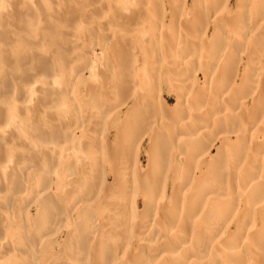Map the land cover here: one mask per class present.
Segmentation results:
<instances>
[{"label": "bare ground", "instance_id": "1", "mask_svg": "<svg viewBox=\"0 0 264 264\" xmlns=\"http://www.w3.org/2000/svg\"><path fill=\"white\" fill-rule=\"evenodd\" d=\"M21 1L27 3V8L20 11L17 7L18 9H16V11H19L11 14L15 17V19L19 18L18 21H25L24 23H21L24 24V26L22 25L20 28L21 32L25 33V30H27L32 33V24H34V20L42 17L45 21L44 25L46 26L47 35L59 37L63 42H66V44L68 38L67 32H61V30H58L57 24L63 21L62 19H65L66 26L74 29L78 23L79 13L74 12L72 8L75 7V10H77L76 7L78 4L81 6L85 3L82 2L81 4L77 0H61V4L69 11V14H67L69 16H65V9L62 11L64 12L63 15L58 10V13L56 14L50 10L52 9L51 3L54 0H0V6L5 2L11 6L15 5L16 7L15 3L18 4V2ZM91 1H98L100 2V5L101 3L103 4L101 7H107V13L110 14H108L110 23L112 21V23L116 24L117 27L119 26L117 28L116 25H113L118 29L117 31H119L116 33L115 30L113 33L118 34L117 37H115L117 38L118 43L121 42V47L116 41L117 45L114 41H109L111 42L110 44L114 43L112 44L114 53L111 52L113 54H111L112 61H110L113 63L112 65L114 68L117 69H115L117 73H113L116 76L109 75L110 73H107L106 76L109 75L110 79L111 77L115 78L112 80V84L114 83L115 86L118 87L116 90L120 91V93L123 91L121 93L122 95L123 93H126L124 92L125 89L127 91V88L129 89V87H131V85L128 86V80L130 78L136 79L134 76L135 68L132 69L130 67H134V64L132 62H127L130 51L135 52V50L136 52L139 50L141 57L143 59H147L148 62H152V64L157 63L159 55L163 56V59H166L169 62L170 59L172 60L171 65L167 64L170 66L166 71L168 75L165 74L164 76L156 75V72L153 73L155 70L154 67H152V65L149 66L150 63H147L149 68H153V70H150L149 68H147V70H150L152 78L156 75L154 77L156 79L153 78V82H156V84L158 82H161L162 84L170 83L172 82V76L175 79L181 77V74L184 72L196 71L195 69H197L198 73L203 72V85L198 86L197 88L196 85L198 84V81L196 85H194L195 81H193L194 84L192 88L190 87L191 90H181V93L179 94V90L177 91L175 86L174 88L177 92L175 93L176 96L178 95V98H176L177 103L174 105L175 108L173 107L174 111L171 109L166 110L164 107L165 110H163V114L160 115L164 119L159 121L157 120L159 115L157 112L158 109L156 108V113L154 114V108L151 106V101L149 103V100L147 102L138 99L139 97L133 98L136 93L134 92V89L132 90V87L130 89L132 92L127 91L130 92L129 96L127 95L128 93L126 94L129 98L132 95V98H130V100H132L129 104L127 105L124 103L127 105L126 108L124 107L125 105H119L120 107L118 108L112 107L114 108L113 111H110L108 108L110 106L107 105L108 103L110 105L109 101L113 97V94L109 95V92H106L108 89L105 91L103 89L101 95H95L96 87L93 88V86H91V92L87 89L86 92L89 91V94L87 93L85 95H89V98H84L85 100L82 104L90 107H92V105L97 106L94 112L95 115L92 113L93 118H91L96 127H89V129H87L90 134L88 139L90 138L92 143L95 141L94 144H92V148L96 147L99 149L98 146H100L101 150L91 148L90 150L92 151L88 156V158L91 157V160L89 158V162L85 165L84 162H78L80 159L78 161L74 160L78 162V167H76L77 170L72 172L66 179L70 182L69 188H67L66 192H63L61 189L58 191L59 193L57 192L56 194V191L54 192L50 190V188H53L52 186L54 182L50 188H47L48 186H45L44 183L47 184V182L50 181L49 175L47 179H45L46 177L41 175L43 174L42 170L40 171V169H38L39 165L37 166V169L32 166V175L29 174L30 177L28 176L29 178H25L28 180L31 179L30 182H32L33 179L40 178L42 176L45 180L42 181V185L49 190L45 189L47 192H44L45 190H42L41 188L40 190L43 191V196L40 194L41 198H38L36 202L34 201L36 204V213L33 216L32 222L34 223L33 227L35 231L38 232L45 229H53V233H48L50 230L47 232L50 236H47L48 238L45 239L47 242H50L48 244L50 246L54 240L53 236L57 233H61L60 229L62 228L59 227L61 225L59 224V216L61 215H59V213L72 211L76 217L74 216L75 219H73V221L69 224L68 230L66 227H63L67 231L64 239L61 238L63 239V242L60 246L58 245L57 251L52 252V249V251L48 254L45 251L46 249H43L41 251L42 257H39L37 254V260L32 257L37 262H33L31 259L28 261L26 258V263L23 264H264V0H234L236 4L235 9L231 7L233 0H193V6L195 9H189L190 12L187 11L188 15H185L184 12L178 11V8L180 10L182 9L181 5L183 4L178 3L177 1L175 2V0H170L173 4V8L175 9L174 10L172 8V10L175 12L173 13L170 10L173 15L171 14L172 17L170 16L171 19L168 20L169 22L162 20L165 19L164 16L166 15L164 13V1L161 3V0H89V2ZM179 2H183V0H180ZM86 4H88V2ZM174 4L175 6L177 4L181 5H179L180 7L177 5L176 9ZM89 5L90 3L87 7L92 8ZM94 7H97V5H94ZM94 7L92 11L97 10ZM21 8L24 9V7ZM77 8L79 9V7ZM126 8H130V10H126ZM184 9L185 8H183L182 11H184ZM61 10L63 9L61 8ZM83 10L81 11L82 13ZM85 10L88 11L89 9L87 10V8H85ZM85 14L87 15V12H84V14L81 15L85 16ZM90 17L92 16L90 15ZM3 18L4 17L0 14V20H3ZM92 18L94 19V17ZM95 18L97 19V17ZM166 18H168V16ZM96 19L94 20L97 21V23L95 22L97 25H94L98 28V23L100 24V22ZM30 21L32 24H29ZM147 23L151 25L148 28L152 27L155 30L154 33H152L155 34V36H152L151 34L150 36L152 37L149 36L150 39L147 40L148 37H146L147 41L143 39L144 44L142 45H138L136 39V43L134 44L137 47L135 49V45L132 44V40L134 39L133 37L137 36L138 32L143 30L142 25ZM156 24L160 26V31L157 33L159 35L158 40L156 34V29H158V27ZM103 25L101 24V27ZM35 28L33 31H36ZM63 28L65 27L63 26ZM211 28H213L212 33L209 32ZM248 29L251 31H248ZM70 31H68L69 36ZM246 31H248V33ZM6 32L7 31H5V33ZM71 32L73 33V31ZM2 33L3 35H6L3 30L0 31V35ZM246 33L249 34L248 38L246 37ZM85 34L83 37H85ZM34 35L35 33L32 37ZM74 35L76 34L74 33ZM81 35H83V33L80 34V36ZM71 36L73 35L71 34ZM78 36H76V38ZM80 36L79 39H81ZM39 37L41 36L39 35ZM32 39L33 38L30 40L33 41ZM245 40L246 47L243 45ZM125 41L126 47H123L124 44H122V42ZM138 41L140 40L138 39ZM70 42L71 40L68 43L70 44ZM76 42L78 41L76 40L74 42L75 45ZM13 43H15V41ZM179 43H183V50H181L185 53L183 56L180 54L178 56L175 55V53L173 54V49L177 50L180 47ZM65 46L63 49H65ZM71 46H73V44ZM118 46L121 49L123 47V49L120 50ZM242 46L245 49V52L243 53H246L247 55L246 61H243L244 54L241 52L243 49ZM52 51L53 50H49L48 52L51 53ZM105 51L107 50L105 49ZM108 51L111 50L108 49ZM108 51L107 57L109 58L110 54L108 56ZM48 52H45L44 55L39 53L43 58L40 59V61H38L40 63L37 64L44 67L47 66L48 68L52 65L51 63L53 62V59L50 58L48 54V56L46 55ZM12 53L14 54V52ZM59 53L61 52L59 51ZM54 54L53 52L51 53L52 56ZM142 58H140V61ZM242 61L245 62V64L243 63L244 65H242ZM63 62V66L66 64L68 66L69 63H67V60L66 62ZM107 62L108 61H106V63ZM163 62L165 61H162V63ZM37 64L36 66L38 68ZM198 64H200V66L202 64V67L198 68ZM186 65L188 66V70H186L187 68H184ZM57 66L56 68H58ZM159 66L161 69V62ZM189 68L191 69L189 70ZM261 68L263 70H261ZM40 69L38 70L41 71ZM46 70L48 72V69ZM82 70L85 72V69ZM140 70H142V68ZM241 70L242 76L239 77L237 74H239ZM80 72L81 70L78 72L79 75H82ZM99 72L100 71H98V73ZM170 72L173 74L172 76ZM55 73L58 72L56 71ZM175 74L178 76H175ZM141 76L138 77L140 78V80L138 79L139 81H141ZM195 76L196 72H194V77ZM161 77L163 78L162 81H160ZM67 79L68 77L66 80ZM149 79L151 78L149 77ZM149 79L147 78V80ZM5 80L6 79H4V81ZM147 80L145 82H147ZM6 81L2 82V86L6 84ZM103 81L105 80L103 79ZM107 81L110 80L106 79V82ZM66 82H68V80ZM74 82L77 83V80ZM133 82H135V80H133ZM149 83L148 85H150ZM123 84L126 85L124 86ZM177 84L179 85L180 83ZM68 85L69 84L67 83V86ZM122 85L124 86V89H120L123 87ZM109 86L112 88L113 85ZM86 88H88V86ZM183 89H185L184 86ZM144 90L146 91L147 89ZM206 91L210 94V98L208 99H206L205 96ZM137 92H140V90ZM120 93H118V97H122V95L120 96ZM141 93L145 94V92ZM154 93H156V90ZM172 93L173 92H171V94ZM126 95L124 94L123 97H126ZM60 96L63 98V95ZM154 97L155 96L153 95V97L150 98L156 100ZM129 98L126 97L125 100L129 101ZM68 100L69 99H67V101ZM91 100L93 101V104L91 103ZM103 106L108 108L107 110L109 111H106L109 116L112 114V116H115L116 118L112 121V123H109V116H106L107 120L104 118V121L107 124L109 123L107 133H105V129L102 133H100V136L97 137L94 135L96 134L95 129L97 132V129H101L100 127L104 125L103 123H105L102 120L103 117L100 116V112L106 113ZM164 106L166 105L164 104ZM74 107L76 108L77 106ZM90 107L88 111L90 110ZM155 107H157V105ZM40 108L41 107H39V109ZM71 111L74 116L75 113H73L72 109ZM71 111L68 114H71ZM91 111L88 113L92 117V114H90ZM78 115L80 114L78 113ZM47 116L50 115L47 114ZM51 116H53V113ZM96 116L102 119H98ZM242 116L247 117L248 122L250 121V124L248 123V130L238 131L236 128L232 130L234 127H231L232 129L229 128V130H224L226 126L228 128V126L238 123V121L245 124V118H242ZM70 117L72 118V115ZM84 117L86 118V115ZM155 117L156 123H154ZM50 118L54 120V122L51 121V125L44 126L43 124L44 128H40L39 126L41 124H39V126L35 128H39L37 130L39 135L49 133L54 135L57 133V130L60 132L59 127L61 120L58 121L55 116ZM67 118L69 120L67 122H70L71 118L69 119V117H66V120ZM74 118L75 119L73 121L71 120V122L78 123L81 117L76 118V116H74ZM35 120L36 119H34V121ZM43 120L38 121L40 123V121L43 122ZM81 121H83V119ZM65 123H63L64 126ZM82 123L83 128H87V123L85 121ZM36 124L38 123L36 122ZM66 125L68 127L69 124ZM85 131H82L83 134ZM59 132L57 134H60ZM104 133L106 134L105 137H107L105 143L102 137L105 135ZM31 134L33 133L31 132ZM35 135L36 133L34 136ZM34 136L31 137L35 139ZM76 138H79L78 140H80V137ZM81 139L83 140V137ZM146 139H149L150 141V148L148 150L149 154H146L147 166L142 168L139 165L137 168V175H134L135 173L132 172V166H135L133 163L137 160L139 161V158H141L140 148ZM36 140L37 139H35V141ZM84 142H86V140H84ZM37 143L38 142L35 144ZM81 143H83V141L81 142L80 140V145H82ZM88 144L91 145L90 143ZM136 146L140 148H137ZM104 148L106 156L101 155L100 153V151H102V149L104 150ZM41 152L43 155L45 153V156L48 154V152ZM71 153L69 154L71 155ZM1 155L3 156V153H0V156ZM55 156L53 154V157ZM69 156L67 157L68 159L71 158L72 155L70 157ZM30 158L31 157H29V159ZM41 158L42 157L39 158V161ZM46 158L48 159V157ZM33 159L31 161L35 160ZM81 159L83 158L81 157ZM85 159L86 158L84 157V160ZM28 161L30 162V160ZM37 161L38 160L36 159L35 165H37ZM69 161L71 162L72 160H68V162ZM44 162L43 164L45 165L46 163ZM68 162L66 163L68 164ZM108 162H110V167L107 169L106 163ZM29 164H31V162ZM138 164L140 163L138 162ZM24 165L27 167L26 164ZM53 165L55 168L56 164L54 163ZM133 171L135 170L133 169ZM15 172L16 171L13 173ZM17 173L18 171L15 174L19 176V173ZM108 174L112 177V182L109 181L110 183L106 181V178L104 177V175ZM15 176L13 177L14 179L16 178ZM32 176H34L33 179L31 178ZM42 178H40V180ZM136 178L138 179L134 180ZM10 179L11 178L9 177L8 180ZM18 181L20 182L21 180ZM1 183H3V181H1ZM16 183L18 182L16 181ZM16 183L13 181L12 184L15 185ZM33 184L31 185L32 188L34 187ZM21 186L22 184L20 187ZM34 189H32L33 192ZM129 190H133V193L134 191L136 192V196L135 194L131 195L135 198L138 197L141 200L140 204H142L143 208L141 212L143 216L136 220H134L131 215V211L133 208L137 211L139 201L137 200V202L131 203V208L127 205L128 199L130 197L131 199L134 198L128 194ZM9 194L10 193L8 192V195ZM36 196L39 195L36 194ZM36 196L35 198H37ZM15 199L18 198L15 197ZM20 200L21 203L29 202L28 199L26 201H22V199ZM131 202L133 201L131 200ZM240 202L244 203L242 209L239 208ZM22 205L25 208L24 204ZM28 205L31 206V204ZM99 213H103L102 217H104V219L102 220H105L104 223L107 222L110 226H101L102 224H99V226L97 223L98 221H94L99 217ZM30 214L31 213H29V215ZM129 215H131V217H129ZM137 216L135 215V217ZM16 218L18 219V217ZM17 219H15V221ZM25 219L26 217H22L19 220L20 222L17 221L16 223H21V225H18L22 226ZM28 225L31 227L30 224ZM26 228L24 229L26 230ZM25 230H23V232ZM35 233L33 231L34 236ZM42 234L43 232H41V235ZM6 235L9 237L10 234ZM29 237L30 236L27 238L29 239ZM41 237L42 236H40V238ZM27 238L25 237V240ZM35 239L38 238L35 237ZM30 241L32 242L33 240L30 239ZM15 243L17 244V242ZM20 243L23 244L21 240ZM26 244L28 245V243ZM30 244V242L29 246L23 244L22 247L26 246V248H35L33 245L30 246ZM124 244L125 247L123 246ZM110 260L112 262H110Z\"/></svg>", "mask_w": 264, "mask_h": 264}, {"label": "rangeland", "instance_id": "2", "mask_svg": "<svg viewBox=\"0 0 264 264\" xmlns=\"http://www.w3.org/2000/svg\"><path fill=\"white\" fill-rule=\"evenodd\" d=\"M77 1H79V3H81L82 4V2H85V3H83L81 6H79V4L77 5V7H79V9L76 7V9L77 10H75V7L74 8H72L73 9V11L74 12H76V13H79L78 15H79V19H78V23H77V25H76V27L74 28V29H71V28H69V27H67L66 26V22H65V19H62L63 21H61V22H59L58 24H57V29L58 30H61V32H67V35H68V38H67V44H66V42H63L59 37H55V36H52V35H47V33H46V26L44 25V23H45V21H44V19H42V17H39L38 19H35L34 20V24H32L31 23V21H30V23L29 24H32V26H33V28H32V33L34 34L35 33V35H36V37H35V35L32 37V33L31 32H28L27 30H25V33H23V32H21V30H20V28L22 27V25L24 26V24H21L23 21H18L19 20V18H16L15 19V17L13 16V15H11V14H14L15 12H17V11H23V10H25L26 8H27V3L26 2H24V1H21V2H18V4H19V6H18V4L17 3H15L16 4V7H15V5H13V6H11V5H9V4H7V3H2L1 4V6H0V14H1V16L2 17H4L3 18V20H0V31L1 30H3V32H4V34H6V35H3V33L0 35V107H1V110H0V153H3V156L1 157L0 156V188L2 189H0V264H20V263H26V258L28 259V261L31 259V260H33V262L34 261H36L37 260V258H36V254L39 256V257H42V254H41V251L44 249H46L45 251L49 254V252H51L52 251V249H53V251L52 252H55V251H57V248H58V245L60 246V244H62V242H63V239H64V237H65V235H66V231L68 230V226H69V224L73 221V219H75L74 218V214H73V212L72 211H67V213H65V212H63V213H59V215H61V216H59V224H61L59 227L60 228H62V229H60V231H61V233H57V234H55L53 237H54V240H53V242L51 243V245L49 246L48 244L50 243V242H47L45 239H47L48 237L47 236H50V234H48V233H53L52 232V230L51 229H49V230H47V229H45V230H43V231H38V232H40V233H38V232H36L35 231V229H34V227H33V225H34V223L32 222L33 221V216L35 215V211H36V204H35V202H36V200H38V198H41L40 197V194H41V196H43V194H42V190H45V189H47V188H50V186L52 185V183H53V188H50V190H52V191H56L55 193L57 194V192L58 191H60L61 189H62V191L63 192H66L67 191V188H69V181H67L66 179H67V177L72 173V172H74L75 170H77V168L76 167H78L77 166V163L79 162V163H83L84 162V165L86 164V163H88L89 162V158H90V160H91V157H89L88 158V156L90 155V153H91V151L92 150H90L92 147H93V145L92 144H94V142L92 143L91 142V140H90V138L88 139V137L90 136V134H89V132H88V130L87 129H89V127H96V125H94V122H92V119L91 118H93V114L95 115V108L97 107V106H93L92 105V107H90V106H87V105H83L82 103H84V100L85 99H87V98H89V95H85V94H87L91 89H92V87L91 86H93V88L94 87H96L95 88V90H96V94L95 95H101V93L103 92V89H104V91L106 90V89H108V90H106V92L109 94V95H112L113 94V97L110 99V105H109V103L107 104L108 106H110V107H108L109 108V110L111 111H113L114 110V108H112V107H120L121 105H125L124 103H126L127 105L129 104V102L132 100H130V98H132V95H131V97L129 98L128 96H129V94H130V92H127V91H131L132 92V90L134 89V92L136 93V94H134V96H133V98H138V99H140V100H142V101H147L148 102V100H149V103H150V101L152 102L151 103V106L154 108V114L156 113V108L158 109L157 110V112H158V117H157V120L159 121V120H163L164 118H162L160 115H162L163 114V110H165V108H166V110H173L175 107H174V105L177 103V99L176 98H178V95L176 96V90H175V88L177 89V91L179 90V92H178V94L179 93H181V90H186V91H188L189 89L191 90V88H192V86H193V81H195V84L194 85H196L197 84V81H198V84L196 85L197 86V88H198V86H202L203 85V79H204V75L202 74L203 72H197V69H195L196 71H188V72H184V73H182L181 74V77H178V78H175L174 79V77L172 76L173 74L171 73V76H172V82H170V83H161V82H158L157 84H156V82H153V80L154 79H156V78H154L156 75H160V76H164L165 74H167V70H168V68L170 67V66H168L167 64H169V65H171V63H172V60L170 59V62L168 61V60H166V59H163V56H161V55H159V57H158V59H157V63L155 64V63H153L152 64V62H148V60L147 59H143L142 57H141V55H140V53H139V50H138V48H137V50H138V52H136V45L134 44V43H136L135 41H136V39H137V44L138 45H142V44H144V40L143 39H145V41H147L148 39H150L149 38V36L152 34V33H154V29L151 27V28H148L149 26H151L149 23H147V24H144V25H142L143 26V30H141L140 32H138V35L137 36H134L133 38L135 39H133L132 40V44L133 45H135L134 47H135V49H133V50H135V52L133 51V52H131L130 50V53H129V56H128V60H127V62H132L133 64H134V67L133 66H130L132 69L133 68H135V72H134V76L136 77V79L135 78H130L129 80H128V86L129 85H131V87H132V90H130L131 89V87H129V89L127 88V91H126V89L124 90V92H126V93H123V95L125 94H127L126 95V97L127 98H129L128 100L129 101H126L125 100V96L123 97V95L121 94L123 91H121V93H120V91H117L116 89L118 88V87H116L115 86V84L113 83L112 84V80L113 79H115V78H113V77H111V79H110V76L109 75H112V76H116L115 74L117 73V71H115V69L116 68H114V66L112 65L113 63H111V61H112V59H111V54H113L114 52H113V46H112V44H114V43H112V44H110L111 42H117L118 43V40H117V35L118 34H115V33H113V31L115 32V30H116V33L117 32H119V31H117L118 29V27H117V25L116 24H114V23H112V21H111V23H110V20H109V13H107V7L106 8H104L105 6H102L101 7V5H103L102 3H101V5H100V2H89V0H77ZM164 1V8H162V9H164V13H165V15L166 16H164L165 17V19H162V20H165V21H168L169 19H171V17H172V13L171 12H173V10H172V8H173V4L171 3V1H174V0H161V3ZM170 1V2H169ZM178 2V3H181V4H183V5H181V4H179V5H181V10L178 8V11L179 12H184L185 13V15L187 14L188 15V12H190V10L189 9H195V7L193 6V0H183V2H179L178 0H175V2ZM207 1V0H206ZM88 2V4L90 3V5L89 6H91L92 8H90V7H87L88 6V4H86ZM169 4H168V3ZM234 2V3H233ZM233 2L231 3V7L233 8V9H235L236 8V4H235V1L233 0ZM62 3V1L60 0H54L52 3H51V5H52V9H50L52 12H55V14L56 13H58V11H60L61 13H62V15H63V13L64 12H62V11H64V9L66 8H64V6L61 4ZM93 3V4H92ZM167 4V6H166V4ZM218 4H220V3H218ZM24 5V6H23ZM86 5V6H85ZM93 5V6H92ZM94 5L96 6L97 5V7H94ZM161 5V6H162ZM169 5V6H168ZM178 5V4H177ZM176 5V6H177ZM178 5V6H179ZM63 6V7H62ZM99 6V7H98ZM172 6V7H171ZM174 6H175V4H174ZM175 6V7H176ZM19 8V10H17L16 11V9H18ZM21 7H24V9H22ZM93 7L95 8V9H97V10H95V11H92L93 10ZM169 7H170V9H169ZM180 7V6H179ZM193 7V8H192ZM14 8V9H13ZM61 8L63 9V10H61ZM85 8H87V10L89 9H91L90 11L88 10V11H86L85 10ZM183 8H185L184 9V11H182L183 10ZM81 9V10H80ZM85 11H84V10ZM174 9V8H173ZM176 9H177V7H176ZM58 10V11H57ZM66 10V9H65ZM83 10V13L81 12ZM126 10H130V8H126ZM170 10H171V12H170ZM175 10V9H174ZM5 11V12H4ZM13 11V12H12ZM68 10H66V12L64 13L65 14V16H69V15H67V14H69V11L67 12ZM78 11H80V12H78ZM103 11V12H102ZM105 11V12H104ZM188 11V12H187ZM84 12L86 13L87 12V15H88V17H87V15L85 14V16L83 15H81V14H84ZM168 12H170V13H168ZM175 12V11H174ZM173 12V13H174ZM71 13V12H70ZM92 13V14H91ZM4 14V15H3ZM109 14V15H108ZM172 14V15H171ZM253 14V13H252ZM251 14V15H252ZM90 15L92 16V17H94V19H96L95 17H97V19L96 20H98V22H100V24L98 23V28H97V21H95L92 17H90ZM7 17V20H6V17ZM106 16V17H105ZM168 16V18H166ZM171 16V17H170ZM84 17H85V19H84ZM103 17V18H102ZM170 17V18H169ZM252 17H254V16H252ZM83 18V19H82ZM86 18H87V20H86ZM91 18V19H90ZM10 19V20H9ZM44 21H42V20ZM68 19V18H67ZM90 19V20H89ZM104 19V20H103ZM108 19V20H107ZM85 20H86V22H85ZM93 20V21H92ZM102 21H104V22H102ZM160 21V20H159ZM164 21V22H165ZM25 22V21H24ZM23 22V23H24ZM96 22V23H95ZM102 22V23H101ZM169 22V21H168ZM65 23V24H64ZM60 24H62V25H60ZM89 24V25H88ZM92 24V25H91ZM94 24H96V25H94ZM101 24L103 25L102 27H101ZM3 25V26H2ZM61 27H60V26ZM91 25V26H90ZM116 25V27H114V26ZM63 26L65 27V28H63ZM156 26L158 27V29H156V34L157 33H159V31H160V26L159 25H157L156 24ZM36 27V28H35ZM88 27H90V28H88ZM100 27V28H99ZM106 27V28H105ZM112 27V28H111ZM114 27V28H113ZM35 28V30L36 31H33V29ZM38 28V29H37ZM61 28V29H60ZM95 28V29H94ZM111 28V29H110ZM82 29V30H81ZM97 29V30H96ZM107 29H109V30H107ZM153 29V30H152ZM252 29H254V28H252ZM73 31V33L70 31V36H69V32L68 31ZM87 30V31H86ZM89 30V31H88ZM107 30V31H106ZM151 30V31H150ZM5 31H7L6 33H5ZM39 31V32H38ZM84 31H86V32H84ZM150 31V32H149ZM248 31H251V30H249L248 29ZM248 31H246L247 33H248ZM36 32H38V33H36ZM209 32L210 33H212L213 32V28H211L210 30H209ZM74 33L76 34V35H74ZM83 33V35H81L80 36V34H82ZM86 33V34H85ZM102 35H101V34ZM108 34V36H107V34ZM164 33V32H163ZM246 33V34H247ZM41 36V37H39V35ZM71 34L73 35V36H71ZM84 34H85V37H83L84 36ZM104 34V35H103ZM113 34V35H112ZM149 34V35H148ZM80 36V38L81 39H79V36ZM2 36V37H1ZM28 36H30V37H28ZM76 36H78L77 38H76ZM102 36H103V38L104 37H106V38H102ZM116 36V37H115ZM140 36V37H139ZM152 36H155V34H152ZM152 36H150V37H152ZM248 36H249V34H247L246 35V37L248 38ZM37 37H39V38H37ZM53 37V38H52ZM55 37V38H54ZM138 37V38H137ZM146 37H148L147 38V40H146ZM238 37H240V36H238ZM244 37V36H243ZM31 38H33L32 40L33 41H31L30 39ZM36 38V39H35ZM41 38H42V40H41ZM158 38H159V35L157 34V40H158ZM247 38H246V40H247ZM49 39V40H48ZM51 39V40H50ZM58 39V40H57ZM69 39V40H68ZM116 39V40H115ZM138 39L140 40V41H138ZM14 42L15 41V43H13L12 41ZM31 42H34V43H31ZM36 40V41H35ZM53 40V41H52ZM71 40V42H73V43H71L70 42V44L68 43L69 41ZM74 40V41H73ZM78 41V42H76V45L74 44V42L75 41ZM80 40H82V41H80ZM84 40V41H83ZM112 40V41H111ZM157 40H156V42H157ZM246 40H245V42H244V47H246ZM57 41H59V42H57ZM105 41V42H104ZM109 41H111V42H109ZM12 42V43H11ZM108 42V43H107ZM115 42V43H116ZM143 42V43H142ZM54 43V44H53ZM117 43H116V45H117ZM121 42H119L118 43V45L121 47V44H120ZM126 41L125 42H122V44H124L123 45V47L125 46L126 47ZM66 46H65V45ZM73 44V46H75V47H73V46H71ZM105 44V45H104ZM180 44V47L177 49V50H175V49H173L174 51H173V54L175 53V55H181V56H183L185 53L183 52V51H181V50H183V43H179ZM182 44V45H181ZM79 45V46H78ZM107 45V46H106ZM110 45V46H109ZM116 45H114V46H116ZM11 46V47H10ZM14 46V47H13ZM64 46H65V49H66V47H67V49L65 50V49H63L64 48ZM82 46V47H81ZM118 46V48L120 49V50H122L123 49V47H122V49L120 48ZM158 46V45H157ZM50 49H49V48ZM70 47H72V48H70ZM112 47V48H111ZM223 47V46H222ZM243 47V46H242ZM244 47H243V49H244ZM182 48V49H181ZM74 49V50H73ZM83 49V50H82ZM105 49L108 51V49H110L111 51H108L109 53H108V56H109V54H110V59L107 57V51H105ZM180 49V50H179ZM241 50V52L243 53V52H245V49L244 50ZM8 50V51H7ZM13 50V51H12ZM47 50V51H46ZM51 51V50H53L52 52H53V56L51 55V53H49L48 51ZM64 50H65V52H64ZM70 50V51H69ZM118 50V49H117ZM156 50V49H155ZM6 51V52H5ZM59 51L62 53H59ZM68 51V52H67ZM115 51V50H114ZM179 51V52H178ZM8 52V53H7ZM12 52H14V54L12 53ZM45 52H48V53H46V55L48 54L49 55V57L50 58H52L53 59V62L51 63L52 65H50V67L48 68L47 66L46 67H44V66H42V65H40V64H37V63H40V62H38V61H40V59H42L43 57L42 56H40V54L39 53H41V55H44V53ZM104 52V53H103ZM111 52H113V53H111ZM181 52H183V53H181ZM136 53V54H135ZM170 53V52H169ZM172 53V52H171ZM9 54V55H8ZM39 54V55H38ZM58 54V55H57ZM65 54V55H64ZM244 54V53H243ZM45 55V56H46ZM47 55V56H48ZM56 55V56H55ZM61 55H62V57H63V59H62V57H61ZM135 55V56H134ZM138 57H137V56ZM164 55V54H163ZM28 56V57H27ZM44 56V57H45ZM46 56V57H47ZM65 56V57H64ZM139 56H140V58H142L141 59V61H140V58H139ZM165 56V55H164ZM6 57V58H5ZM22 57V58H21ZM41 57V58H40ZM56 57H57V60H56ZM60 57V58H59ZM73 57V58H72ZM135 57H137V58H135ZM246 57H247V55H246V53L243 55V61H246ZM4 58V59H3ZM8 58V59H7ZM10 58V59H9ZM69 58V59H68ZM72 58V59H71ZM134 58H135V60H134ZM161 58H162V60H161ZM64 59H66L67 60V63H69L68 64V66H67V64L66 65H62L64 62L63 61H65L66 62V60H64ZM138 59V60H137ZM27 60V61H26ZM71 60V61H70ZM111 60V61H110ZM143 60V61H142ZM145 60V61H144ZM185 60V59H184ZM24 61V62H23ZM106 61H108L109 62V64H108V62L106 63ZM138 61H139V63H138ZM162 61H165V62H163L162 63ZM242 61V65H244L245 64V62H243ZM27 62V63H26ZM71 62H73V63H71ZM160 62H161V69H160ZM22 63H23V65H22ZM25 63V64H24ZM89 63V64H88ZM144 63V64H143ZM149 64V66L150 65H152V67H154V71H153V73H155L156 75L152 78V76L150 75L151 73H150V70H153V68H149V66H148V64ZM244 63V64H243ZM36 64L38 65V68H37V66H36ZM58 64H60V65H57ZM107 64H108V66H107ZM138 64V65H137ZM139 64H142V65H139ZM157 64H158V66H157ZM202 64H203V62H202ZM202 64H201V66H200V64H198V68H200V67H202ZM259 64H261V63H259ZM40 65V66H39ZM70 65V66H69ZM155 65V66H154ZM164 65V66H163ZM262 65V64H261ZM56 66L58 67V68H56ZM61 66V67H60ZM147 66V67H146ZM41 67H43V68H40ZM139 68V70L142 68V70H138V68ZM141 67V68H140ZM166 67V68H165ZM45 68V69H44ZM50 68H51V70H50ZM54 68V69H53ZM113 68H114V70H113ZM136 68H137V70H136ZM147 68H149L148 70H147ZM184 68H187L186 70H188V66L186 65ZM191 68H192V66H191ZM191 68H189V70L191 69ZM197 68V67H196ZM23 69V70H22ZM38 69H40L41 71H39ZM44 69V70H43ZM46 69H48V72H47V70ZM82 69H85V72H84V70H82ZM109 69H110V71H109ZM79 70H81V72L80 73H82V75L80 74L79 75ZM91 70V71H90ZM117 70V69H116ZM147 70V71H146ZM160 70V71H159ZM261 70H263L262 68H261ZM43 71H45V72H43ZM58 72V73H55V72ZM60 71V72H59ZM98 71H100L99 73H98ZM137 71V72H136ZM264 71V70H263ZM84 72V73H83ZM141 72H143V73H141ZM152 72V71H151ZM194 72H196V76L194 77ZM49 73V74H48ZM72 75H71V74ZM78 73V77L76 76V74ZM107 73L109 74L108 76H106L107 75ZM113 73H115V74H113ZM188 73V74H187ZM144 74H145V77H144ZM147 74V75H146ZM193 74V75H192ZM68 75H71V76H68ZM142 75V76H141ZM150 75V76H149ZM153 75V74H152ZM168 75V74H167ZM177 74H175V76H176ZM239 77H241L242 76V70H241V72L239 73V74H237ZM6 76V77H5ZM17 76V77H16ZM20 76H22V77H20ZM142 77L141 78V81H139L140 80V78H138V77ZM178 76V75H177ZM193 76V77H192ZM3 77V78H2ZM5 77V78H4ZM68 77V82H66L67 80H66V78ZM71 77V78H70ZM76 77V78H75ZM109 77V78H108ZM133 77V76H132ZM149 77L151 78V79H149ZM79 78V79H78ZM147 78L149 79V80H147ZM192 78V79H191ZM194 78V79H193ZM197 78H198V80H197ZM4 79H6L5 81H6V84L5 85H3L2 86V82H5L4 81ZM103 79L105 80V81H103ZM106 79L107 80H110V81H107L106 82ZM139 79V80H138ZM144 79H146L147 80V82H145L146 80H144ZM162 77H161V79H160V81H162ZM178 79V80H177ZM3 80V81H2ZM77 80V83L76 82H74V81H76ZM133 80H135V82H133ZM167 80V79H166ZM2 81V82H1ZM102 81H103V83H102ZM150 83H149V82ZM202 81V82H201ZM9 82V83H8ZM71 82H73V83H71ZM110 82H111V84H110ZM139 83V85H138V83ZM153 82V83H152ZM173 82H174V84H173ZM8 83V84H7ZM67 83L69 84L68 86H67ZM75 83V84H74ZM108 85H107V84ZM147 83V84H146ZM148 83L150 84V85H148ZM177 83H180L179 85L177 84ZM199 83H200V85H199ZM240 83V82H239ZM39 84V85H38ZM144 84V85H143ZM109 85H113L112 86V88L114 87V89L112 90V88H111V86H109ZM124 86L126 85V84H123ZM122 85V86H123ZM159 85V86H158ZM163 85H164V87H163ZM39 86V87H38ZM88 86V88H86ZM124 86L122 87V88H120V89H124ZM127 86V87H128ZM140 86H141V88H142V90H141V88H140ZM143 86V87H142ZM148 88H147V87ZM154 86H155V88H154ZM176 86V87H175ZM179 86V87H178ZM183 86H184V88L185 89H183ZM65 87H67V88H65ZM146 87V88H145ZM171 87V88H170ZM175 87V88H174ZM188 89H187V88ZM191 87V88H190ZM3 88V89H2ZM4 88H5V90H4ZM86 88V89H85ZM91 88V89H90ZM110 88V89H109ZM136 88V89H135ZM199 88H201V87H199ZM6 89H7V91H6ZM65 89V90H64ZM68 91H67V90ZM87 89H89V91L88 92H86L87 91ZM144 89H147L146 91L144 90ZM159 89V90H158ZM171 89H174V90H171ZM5 91V93H4V91ZM47 90V91H46ZM138 90H140V92H137ZM156 90V93H154V91ZM46 91V92H45ZM66 91V92H65ZM116 91V92H115ZM148 91V92H147ZM173 92L172 94H171V92ZM183 91V92H184ZM1 92H2V94H1ZM91 92V91H90ZM94 92V91H93ZM120 93V96L122 95V97H118L119 95H118V93ZM141 92H145V94H143V93H141ZM170 94H169V93ZM176 92V93H175ZM47 93V94H46ZM139 93V94H138ZM162 93V94H161ZM84 94V95H83ZM89 94V93H88ZM133 94V93H132ZM143 94V95H142ZM155 96L154 98L156 99V100H154L153 98H150V97H153V95ZM60 95H63L62 97L64 98V100H63V98H61V96ZM67 96V98H66V96ZM135 95H137V96H135ZM139 95H142V96H139ZM210 94L209 93H207V91H206V94H205V96H206V99H208V98H210V96H209ZM83 97V98H81V97ZM149 96V97H148ZM141 97H142V99H141ZM85 98V99H84ZM107 98H108V96H107ZM121 98V99H120ZM60 99V100H59ZM67 99H69L68 101H67ZM80 99H82V100H80ZM122 99H123V101H122ZM151 99V100H150ZM164 101H163V100ZM43 100V101H42ZM66 100V101H65ZM123 102H121V101ZM71 103H70V102ZM74 101V102H73ZM83 101V102H82ZM107 101V102H108ZM124 101H126V102H124ZM69 102V103H68ZM77 102V103H76ZM164 102V103H163ZM67 103V104H66ZM91 103L93 104V101L91 100ZM116 103V104H115ZM155 103H156V105H157V107H155L156 105H155ZM161 103V104H160ZM75 104V105H74ZM79 104H81V105H79ZM86 104H88V103H86ZM164 104L166 105V106H164ZM71 105V106H70ZM120 105V106H119ZM127 105H125L124 107L126 108V106ZM4 106V107H3ZM74 106H77L76 108L74 107ZM82 108H80V107ZM168 106V107H167ZM36 107H38V108H36ZM39 107H41L40 109H39ZM70 107V108H69ZM89 107H90V110L89 111H91V109H92V111L90 112V114H92V117H91V115H89V111H88V109H89ZM93 107H94V109H93ZM123 107V106H122ZM165 107V108H164ZM174 107V108H173ZM4 108V109H3ZM6 108V109H5ZM85 108V109H84ZM106 108V109H105ZM107 107H105V106H103V109L106 111L107 109H108ZM163 108V109H162ZM167 108H169V109H167ZM36 109V110H35ZM70 109V110H69ZM71 109L73 110V113H75L74 114V116H76V118H80V120L78 121V123H72L71 122V120L73 121L75 118H74V116H73V114H72V111H71ZM75 109V110H74ZM102 109V110H103ZM160 109V110H159ZM162 109V110H161ZM82 110V111H81ZM103 110V111H104ZM109 110H107V111H109ZM70 111H71V114H68V113H70ZM85 111V112H84ZM104 111V112H105ZM107 111H106V113H101L100 112V116H102L103 117V119L102 118H98L97 116V118L98 119H102L103 121H104V118L106 119L107 117L106 116H109L108 115V113H107ZM174 111V110H173ZM19 112H21V113H19ZM24 112V113H23ZM82 112H84V113H82ZM160 112V113H159ZM52 113H53V116H51L52 115ZM56 113V114H55ZM58 113V114H57ZM77 113V114H76ZM78 113L81 115H78ZM82 113V114H81ZM109 113H111V112H109ZM47 114H49L50 116H47ZM55 114V115H54ZM98 114H99V112H98ZM103 114V115H102ZM105 114V115H104ZM107 114V115H106ZM72 115V118L70 117ZM86 115V118H88V119H86L84 116ZM89 115V116H88ZM4 116V117H3ZM47 116V117H46ZM56 117L57 119H58V121H60L61 120V122H62V124H61V122H60V127H59V130H60V132L57 130V133L59 132L60 134H57V133H55L54 135L52 134V133H49V134H41V135H39L38 133H37V130L39 129H35L36 127H38L39 126V124H41L39 127L40 128H44V126H49V125H51V121L52 122H54V120L52 119V118H50V117ZM112 118H111V117ZM110 116L108 117L110 120H108L109 121V123H112V121H114L115 120V116H112V114H110ZM156 116V115H155ZM44 117V118H43ZM66 117H69V119H70V122H67V121H69L68 120V118H67V120H66ZM90 117V118H89ZM160 117H161V119H160ZM48 118V119H47ZM242 118H245V120H244V123L245 124H242V123H240V121H238V123H235V124H232L231 126H228V128H227V126L225 127V129L224 130H229V128H231V127H234L232 130H234L235 128H236V130H238V131H243V130H248V126H249V122H248V119H247V117H244V116H242ZM34 119H36L35 121H34ZM44 119V120H43ZM83 119V121H85L86 123H87V128H86V131H85V128H83V126H82V122L83 121H81ZM38 120H43V122L42 121H40V123H39V121ZM50 122H49V121ZM107 120V119H106ZM57 121V122H58ZM65 121H66V123H65ZM88 121V122H87ZM35 123V125H34V123ZM36 122L38 123V124H36ZM56 122V123H57ZM91 122V123H90ZM105 122V121H104ZM63 123H65V126H64V124ZM92 123H93V125H92ZM109 123L107 124L106 122L105 123H103L104 125H102L100 128L101 129H97V132H96V129H95V133L96 134H94V135H96L97 137H99L100 136V133H102L103 132V130H105L106 132L105 133H107V129H108V126H109ZM114 123V122H113ZM152 123V122H151ZM154 123H156V117H155V120H154ZM249 123V124H248ZM43 124H44V126H43ZM66 124H69L68 125V127H67V125ZM64 127H63V126ZM235 125V126H234ZM35 126V127H34ZM69 126H70V128H69ZM76 126H78V127H76ZM103 126H104V128H103ZM81 127H82V129H81ZM107 127V128H106ZM221 127V126H220ZM244 127H245V129H244ZM31 128V129H30ZM33 128V129H32ZM63 128V129H62ZM78 128V129H77ZM28 129H29V131H28ZM33 130V131H32ZM85 131V133L83 134V132L82 131ZM92 130V129H91ZM66 131V132H65ZM72 131V132H71ZM31 132L33 133V134H31ZM71 132V133H70ZM36 133V135L34 136V134ZM104 133V134H105ZM45 135H46V137H45ZM51 135H52V137H51ZM81 135H84V136H81ZM31 136H34L35 137V139H37L36 141H35V139H33ZM40 136V137H39ZM41 136H42V138H41ZM44 136V137H43ZM102 136V135H101ZM106 136V134L104 135V136H102L103 137V139H104V143L106 142V140H107V137H105ZM8 137V138H7ZM76 137H80V140H81V142L83 141V143H81L82 145H80V140H78L79 138H76ZM83 137V140L81 139ZM46 138V139H45ZM60 138V139H59ZM76 138V139H75ZM85 138V139H84ZM34 140V141H33ZM84 140H86V142H84ZM88 140H90V141H88ZM148 140V141H147ZM67 141V142H66ZM78 141V142H77ZM88 141V142H87ZM93 141V140H92ZM36 142H38L37 144H35ZM78 144H77V143ZM149 142V143H148ZM67 143V144H66ZM76 143V144H75ZM88 143H90L91 145H89ZM148 143V144H147ZM41 144V145H40ZM66 144V145H65ZM69 144V145H68ZM88 144V145H87ZM33 147H32V146ZM34 145H35V147H34ZM78 146V148H77V146ZM42 146V147H41ZM50 146V147H49ZM85 148H84V147ZM88 146V147H87ZM37 147H38V149H37ZM39 147H40V149H39ZM72 147H73V151H72ZM99 147V149H97L96 147H94L95 149H97V150H101L100 148V146H98ZM137 148H140V147H138V146H136ZM135 147V148H136ZM81 148H82V150H81ZM84 148V149H83ZM94 148H92V149H94ZM106 148V147H105ZM105 148H104V150L102 149V151H100V153H101V155H105L106 156V151H105ZM149 148H150V141H149V139H146L145 141H144V143L142 144V146H141V158H139V161L137 160V161H135V163H133V164H135V166H132L133 168H132V172H134L133 174L134 175H137V168L139 167V165L142 167V168H144L145 166H147V155L146 154H149ZM36 149V150H35ZM42 149V150H41ZM44 149V150H43ZM46 149V150H45ZM56 150V151H55ZM75 150H78V151H75ZM85 150V151H84ZM143 150V151H142ZM144 150H145V152H144ZM41 151H43V152H48V154H47V156H45L46 154L44 153V155H43V153L41 152ZM58 151V152H57ZM66 151H68V152H66ZM73 154H72V153ZM74 152H75V154H74ZM42 154V156H41V154ZM69 153H71V155L69 154ZM86 153H87V155H86ZM53 154H54V156L55 157H53ZM60 154V155H59ZM64 154V155H63ZM76 154H77V156H76ZM21 155V156H20ZM37 155V156H36ZM39 155V156H38ZM71 156V158H67L68 156ZM37 158H36V157ZM69 156V157H70ZM87 156V157H86ZM5 158V160H4V158ZM24 159H23V158ZM29 157H31L30 159H29ZM36 160H38L36 163H37V165H35V160L33 159V158ZM40 157H42L41 159H40V161H39V158ZM46 157H48V159L46 158ZM54 159H53V158ZM81 157L83 158V159H81ZM84 157L87 159H85L84 160ZM144 157V158H143ZM19 160H18V159ZM73 158V159H72ZM20 159H21V161H20ZM23 159V160H22ZM34 160V161H31V160ZM45 160V162H44V160ZM57 159V160H56ZM72 160L71 162L69 161L68 162V160ZM80 159V160H79ZM3 160V161H2ZM28 160H30V162H31V164H29L30 162L28 161ZM48 160V161H47ZM55 160V161H54ZM74 160H76V161H78V162H76V161H74ZM83 160V161H82ZM142 160H143V163H142ZM28 161V162H27ZM44 163H46V161H47V163L44 165L43 164V162ZM54 161V162H53ZM17 162H18V164H17ZM20 162V163H19ZM27 162V163H26ZM34 162V163H33ZM66 162H68V164H70V163H72V164H70V165H68ZM75 162V163H74ZM138 162L140 163V164H138ZM42 163V164H41ZM56 164V167L54 168V165L53 164ZM66 163V164H65ZM17 164V165H16ZM24 164H26L27 165V167L24 165ZM34 164V165H33ZM146 164V165H145ZM39 165V166H38ZM63 165H67V166H63ZM30 166H31V168H30ZM32 166H33V168L35 167L36 169H37V166H38V169H40V171L42 170V173L43 174H41V172H40V174L41 175H44L46 178L45 179H47V177H48V175H49V179H50V181H49V179H48V181L49 182H47V184L48 183H50V184H46V183H44V185L45 186H48L47 188H45V186L44 185H42V181H45L44 180V177L42 178V176L40 177V178H42L41 180H40V178H35V179H33L34 178V176H32L31 178L33 179L32 180V182H30L31 181V179H26V178H29L30 177V175H32ZM137 166V167H136ZM25 167V168H24ZM44 167V168H43ZM48 169H47V168ZM106 167H107V169H108V167H110V162H108V163H106ZM22 168V169H21ZM62 168H63V170H62ZM136 168V169H135ZM27 169V170H26ZM133 169L135 170V171H133ZM24 170H26V171H24ZM49 170V171H48ZM14 171H18V173H19V176H17L15 173H13ZM13 173V174H12ZM17 173V174H18ZM26 173V174H25ZM28 173V174H27ZM63 173H64V175H63ZM12 174V175H11ZM16 176H15V175ZM30 174V175H29ZM106 174V173H105ZM51 175V176H50ZM16 177L15 179L13 178V177ZM29 176V177H28ZM11 178L10 180H8V178ZM18 177V178H17ZM26 177V178H25ZM39 177V176H38ZM51 177V178H50ZM56 177V178H55ZM104 177L106 178V181H110V182H112V177L110 176V174H108V175H104ZM108 177V178H107ZM37 179V180H36ZM39 179V180H38ZM138 178H136V179H134V180H137ZM18 180H21L20 182H21V184H22V186L20 187V182L18 181ZM24 180V181H23ZM1 181H3V183H1ZM6 181V182H5ZM11 182V183H8V182ZM13 181H14V183H16V181L18 182V183H16L15 185L14 184H12L13 183ZM39 181V182H38ZM41 181V182H40ZM57 181V182H56ZM33 182H34V184H33ZM109 182V183H110ZM29 183H31V184H29ZM59 184V186H58V184ZM18 184H20V185H18ZM33 184V188H32V185ZM54 184H56V185H54ZM4 185V186H3ZM41 187H40V186ZM31 186V187H30ZM39 186V187H38ZM65 186V187H64ZM20 187V188H19ZM30 187V188H29ZM56 187V188H55ZM99 187V186H98ZM34 188H36V189H39V190H36V189H34ZM42 188V190H40ZM44 188V189H43ZM29 189V190H28ZM32 189H34V192L32 191ZM66 189V190H65ZM5 190V191H4ZM31 190V191H30ZM48 190V189H47ZM12 193H11V192ZM14 191V192H13ZM49 191V190H48ZM8 192L10 193L9 195H8ZM44 192H47L46 190L44 191ZM37 195H39V196H36V194ZM59 193V192H58ZM45 194V193H44ZM128 194L130 195V196H132L133 194H135V196H136V192L134 191V193H133V190H129L128 191ZM132 194V195H131ZM17 195H19V196H17ZM29 196V197H28ZM35 196L37 197V198H35ZM12 197V198H11ZM15 197L16 198H18V199H15ZM132 197H134V196H132ZM26 198V199H25ZM30 198V199H29ZM20 199H22V201L23 200H27L28 199V203L27 202H25V203H21V200ZM35 199V200H34ZM131 197L128 199V203H127V205H132L131 203H135V202H137V200L139 201V206H137V211H135V209L133 208V210L131 211V215L133 216V218H134V220H136V219H138V218H140V217H142L143 215H142V204H140L141 203V200L138 198V197H134V198H132L131 200L133 201V202H131ZM12 200V201H11ZM18 200V201H17ZM35 201V202H34ZM15 202V203H14ZM3 203V204H2ZM8 203H10V204H8ZM21 205H20V204ZM22 204H24V206H25V208L23 207V205ZM28 204H31V206L30 205H28ZM243 202H240L239 203V208H243ZM241 205V206H240ZM23 207V208H22ZM35 208V209H34ZM129 208V207H128ZM130 208H131V206H130ZM12 209V210H11ZM25 209V210H24ZM13 212V213H12ZM17 212V213H16ZM23 212V213H22ZM26 212V213H25ZM29 213H31L30 215H29ZM72 213V214H71ZM98 213V212H97ZM24 214V215H23ZM1 215H2V217H1ZM21 215H22V217H26V219L24 220L25 222L22 224V226H19V225H21V223H16L17 221L18 222H20L19 220L22 218L21 217ZM102 215H103V213H99V217L98 218H96L94 221L95 222H97L98 223V225L100 224H102L101 226H105V227H107L108 225L110 226V224L108 223L107 224V222L106 223H104L105 222V220H102V219H104V217H102ZM131 215H129V217H131ZM135 215L137 216V217H135ZM16 217H18V219L16 218ZM76 217V216H75ZM20 218V219H19ZM15 219H17L16 221H15ZM32 219V220H31ZM19 224V225H18ZM25 224V225H24ZM28 224H30L31 225V227L28 225ZM106 224V225H105ZM99 225V226H100ZM27 228H26V227ZM63 227H66V229L65 228H63ZM24 228H26V230L24 229ZM29 228V229H28ZM25 230L24 232H23V230ZM27 229H28V231H27ZM59 229V228H58ZM16 230H17V232H16ZM33 231H34V233H35V236H34V234H33ZM49 231V232H48ZM64 231V232H63ZM28 232V233H27ZM41 232H43V234L41 235ZM44 232H46V233H44ZM48 232V233H47ZM6 234H10L9 235V237L6 235ZM30 234V235H29ZM32 234H33V236H32ZM37 234V235H36ZM13 237H12V236ZM30 236L29 237V239L27 238L28 236ZM44 235H46V236H44ZM52 235V234H51ZM12 238H11V237ZM27 238L26 240H27V242H26V240H25V237ZM40 236H42L41 238H40ZM17 239H16V238ZM35 237H37L38 239H35ZM15 238V239H14ZM56 238V239H55ZM61 238H63V239H61ZM11 239V240H10ZM30 239H32L33 241L31 242L30 241ZM58 239V240H57ZM12 240H16V241H12ZM20 240H21V242H23V244L24 245H27L26 243H28V245L27 246H29V242L31 243L30 244V246H34L35 248H32L31 249V247H27V248H29V249H27L26 248V246H24V247H22L23 246V244H21L20 243ZM29 240V241H28ZM36 242H35V241ZM56 240H57V243H56ZM60 240V241H59ZM15 242H17V244L15 243ZM26 242V243H25ZM42 242V243H41ZM33 243V244H32ZM41 243V244H40ZM126 243V242H125ZM17 246H16V245ZM9 245V246H8ZM19 246V247H18ZM37 246V247H36ZM48 246V247H47ZM124 247H125V244L123 245ZM42 247V248H41ZM45 247V248H44ZM47 247V248H46ZM49 248V249H48ZM22 249V250H21ZM24 249V250H23ZM41 249V250H40ZM33 252H35V253H33ZM39 252H38V251ZM50 250V251H49ZM32 252V253H31ZM27 254H28V256H27ZM33 254V255H32ZM32 257H34V259L36 258V260H34ZM37 262V261H36ZM110 262H112L111 260H110ZM112 264V263H111Z\"/></svg>", "mask_w": 264, "mask_h": 264}]
</instances>
